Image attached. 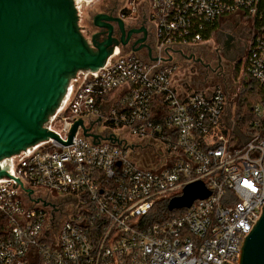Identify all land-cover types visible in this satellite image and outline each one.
<instances>
[{
	"label": "built area",
	"instance_id": "1",
	"mask_svg": "<svg viewBox=\"0 0 264 264\" xmlns=\"http://www.w3.org/2000/svg\"><path fill=\"white\" fill-rule=\"evenodd\" d=\"M146 1L159 53L201 44L228 17L249 18L258 28L245 72L264 89V0ZM176 73L173 63L115 48L86 73L48 129L66 142L72 124L84 120L121 145L93 144L78 128L72 145L47 138L30 154L0 162L7 174L0 179V264L238 263L264 204V111L257 106L256 120L240 131L221 87H176ZM124 86L120 110L100 114L101 97ZM128 138L157 144L160 166L136 165ZM194 182L203 184L206 199L151 220L159 202L167 207Z\"/></svg>",
	"mask_w": 264,
	"mask_h": 264
},
{
	"label": "water",
	"instance_id": "2",
	"mask_svg": "<svg viewBox=\"0 0 264 264\" xmlns=\"http://www.w3.org/2000/svg\"><path fill=\"white\" fill-rule=\"evenodd\" d=\"M73 2L0 0V162L30 154L47 138L72 145L78 128L93 144L103 139L121 145L113 137L94 134L93 122L75 121L66 142L48 125L57 112L67 108L86 73L101 68L114 49L121 51L131 36L143 34L128 53L138 55L145 49L150 63H171L176 53L171 49L159 53L156 47H149L145 27L133 30L118 17L94 15L91 24L97 31L83 34ZM2 177L7 174L0 170ZM208 196L203 184L194 182L184 188L182 196L168 202L167 210L189 208ZM237 264H264V204L241 243Z\"/></svg>",
	"mask_w": 264,
	"mask_h": 264
},
{
	"label": "rangeland",
	"instance_id": "3",
	"mask_svg": "<svg viewBox=\"0 0 264 264\" xmlns=\"http://www.w3.org/2000/svg\"><path fill=\"white\" fill-rule=\"evenodd\" d=\"M77 2L78 0H74L73 5L79 20L78 25L89 24L91 18L95 14L109 12L113 8V12L116 15H119L120 17L123 16L129 22H138L144 17V14L146 15L148 8L146 0H82L80 5L77 4ZM78 7L79 10L77 9ZM132 9H135V11L132 12ZM250 23L251 21L249 18L241 16H231L221 20V22L217 24L216 31L212 33L208 42L198 44L189 50H183L184 58H177L180 61L174 64L177 68V78H179V82L181 84L183 83V87L187 90H201L213 86L221 87L226 94L227 104L229 105L232 117L237 115L236 100L237 91L240 87V85L238 87L236 79H233V75L237 73L239 76L240 69L243 65L242 60H240L237 65L224 68L220 70V72L209 76V72L205 67L207 61L203 58L206 57V53L213 52L219 46L221 47L226 37L230 34L233 35L234 33L241 35L244 38V41H246L248 47L251 38L250 35L255 36L257 33L256 29L258 28L256 24L252 26ZM192 55L195 59L202 58L203 62L201 61L198 64L192 59L187 60V58ZM140 58L143 59L142 57ZM207 75L210 79L209 77L206 78ZM251 108L246 105L242 110H238L239 117L250 119L252 117ZM258 108L264 111V107L261 105H258ZM66 114L69 115L68 112H66ZM102 131V129H98V132ZM123 137L125 138V136L121 135L119 138L123 139ZM127 144L129 150H131V159L136 165L141 168L149 169H155L160 166L162 153L157 144L135 138H128ZM171 197L172 196L169 198Z\"/></svg>",
	"mask_w": 264,
	"mask_h": 264
},
{
	"label": "flooded vegetation",
	"instance_id": "4",
	"mask_svg": "<svg viewBox=\"0 0 264 264\" xmlns=\"http://www.w3.org/2000/svg\"><path fill=\"white\" fill-rule=\"evenodd\" d=\"M113 9L110 10L109 12H102V13L100 12L97 14L118 17L123 22H125V24L127 25L128 28H131L133 30H139L141 27H145L144 18H142L138 22H129L123 16L120 17L119 15H116L113 12ZM97 14H95V15H97ZM91 22L89 24L79 26L83 29V34L93 33L95 31H97L96 29H94L92 27ZM142 36H143L142 33L135 34V35L131 36L130 41L127 43V45L124 47H121V52L122 53L130 52L131 46L136 42V40H138ZM147 37H148V33H147ZM192 48H186V49L189 50ZM246 48H247L246 41H244V38L241 35H237L234 33L233 35L230 34L229 36H227L225 41H223V44L221 47L219 46L213 52L206 53L205 55L207 58L206 57L203 58L205 61H207V64L205 67H206L207 71L209 72V76H211L212 74H215L217 72H220V70H222L224 68L237 65L239 63V61L243 59L245 52H246ZM186 49H175L176 53L172 55V61L171 62L176 64L177 62L180 61V60H178L179 58L180 59L184 58L183 50H186ZM141 51H143V50H141ZM190 57L192 60H194L195 63L199 64V62L202 61V58L195 59L193 57V55ZM209 76L207 75L206 78H208ZM209 79H210V77H209Z\"/></svg>",
	"mask_w": 264,
	"mask_h": 264
},
{
	"label": "trees",
	"instance_id": "5",
	"mask_svg": "<svg viewBox=\"0 0 264 264\" xmlns=\"http://www.w3.org/2000/svg\"><path fill=\"white\" fill-rule=\"evenodd\" d=\"M258 26V25H256ZM217 25L211 27L206 33L202 35V43H205L210 40V36L214 31H216ZM242 68L239 65L240 73L239 76L238 74L233 75V79L235 78L238 87L237 91V100H236V108H237V115L233 117V121L235 126L240 130V131H248V128L254 120H256L255 116L253 115V110L258 106L261 105L264 107V89H261L258 87V85L255 84V82L247 76L245 72V63L244 60L242 59ZM112 93L105 95L102 98H108L111 96ZM246 105H248L251 108V114L252 117L250 119L247 118H241L239 117L238 110H242ZM172 215V213H169L167 211L166 203L165 202H159L154 210L153 213L150 214L151 220L153 222L156 221H163L167 218H169Z\"/></svg>",
	"mask_w": 264,
	"mask_h": 264
},
{
	"label": "crops",
	"instance_id": "6",
	"mask_svg": "<svg viewBox=\"0 0 264 264\" xmlns=\"http://www.w3.org/2000/svg\"><path fill=\"white\" fill-rule=\"evenodd\" d=\"M144 23H145V29L148 33V37L146 40V45H148L149 47L153 48L156 47L155 46V40H154V32H153V28L152 25L147 21L146 19V15L144 14ZM147 50L143 49V51H141L138 56L142 57L145 61L149 62L147 60ZM156 57V54L153 53V57ZM173 63V62H171ZM169 64V63H166ZM174 64V63H173ZM165 67L168 65H164ZM179 78H177V75L173 78V85L178 87H183V83L181 84L179 82ZM127 91V86L121 87L119 89H117L114 93L111 94L110 97L108 98H102L98 101V109L100 114H105L107 113L109 110L111 109H117L120 110L121 107V103H122V98L125 94V92ZM160 109L158 103L155 101L154 105H153V110L154 112L158 111ZM98 127H97V131H98Z\"/></svg>",
	"mask_w": 264,
	"mask_h": 264
},
{
	"label": "bare ground",
	"instance_id": "7",
	"mask_svg": "<svg viewBox=\"0 0 264 264\" xmlns=\"http://www.w3.org/2000/svg\"><path fill=\"white\" fill-rule=\"evenodd\" d=\"M81 2H82V0H78V2H77V3L80 5V3H81Z\"/></svg>",
	"mask_w": 264,
	"mask_h": 264
}]
</instances>
